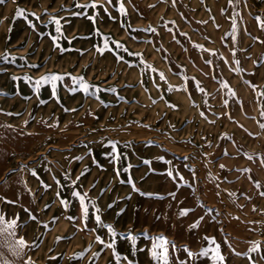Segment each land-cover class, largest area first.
I'll use <instances>...</instances> for the list:
<instances>
[{
    "label": "rangeland",
    "instance_id": "obj_1",
    "mask_svg": "<svg viewBox=\"0 0 264 264\" xmlns=\"http://www.w3.org/2000/svg\"><path fill=\"white\" fill-rule=\"evenodd\" d=\"M258 18L264 0L0 4V216L17 220L27 245L21 257L6 246L0 256L157 264L152 238L163 236L169 264H214V253H199L216 245L223 264H264ZM49 74L64 77L55 95L51 82L35 84ZM9 183L18 189L6 196ZM74 191L86 194V218ZM12 239L3 233L0 244Z\"/></svg>",
    "mask_w": 264,
    "mask_h": 264
},
{
    "label": "snow or ice",
    "instance_id": "obj_2",
    "mask_svg": "<svg viewBox=\"0 0 264 264\" xmlns=\"http://www.w3.org/2000/svg\"><path fill=\"white\" fill-rule=\"evenodd\" d=\"M4 2H5V0H0V4H3ZM229 2L232 3V0H229ZM76 6L80 7V8H96L97 7V5L95 3L86 4V5L77 4ZM119 10L121 13L125 12L123 4H121ZM25 13H26V10H24V9L18 8L16 11L17 16H24ZM31 15H35V14L33 13ZM37 19H39V18L37 17ZM89 19H92L94 21L95 17H89ZM258 22H259L260 27L262 29H264V19L258 18ZM51 23H54L56 25L55 31L57 33H61L62 26H61L60 20L53 17L51 20ZM152 31H154V29H152ZM56 39H57L56 37L53 38L54 43H55ZM105 47H107V38H105ZM116 47L119 48V47H121V45L117 42ZM237 63H238V61H237ZM31 67H38V66L32 65ZM148 67H150V66H148ZM160 78L164 79L163 74H160ZM13 79H16V78L13 77ZM63 79H64V77H62L60 74H49L48 76L41 77V79L39 81H36L35 84H36V87L38 88L40 86V84H42V83L51 82L52 88H53V94L55 95L56 82L62 81ZM72 79H73L74 83H77L82 88L84 93H86V94L89 93V90L92 86L87 84L83 77H72ZM225 87H227V85H225ZM95 91H99V89H95ZM232 95H235V93L233 92ZM261 95H264V94H261ZM261 127L264 128V124H261ZM112 149H113V153H115L116 152L115 143L112 144ZM114 158H118V157L114 156ZM249 159H251V157H249ZM145 163L147 164L150 162L145 161ZM221 167H224V166L221 165ZM125 171H127V169H125ZM33 174L35 175V173H33ZM82 175H83V173H82ZM167 175L172 176V172L169 171L167 173ZM77 179H79V177H77ZM133 187H134V185H133ZM72 195L79 199L82 217L86 218L89 214V206H88V204L85 203L86 194L81 195V193H79L78 191H74L72 193ZM146 195H148V194H146ZM171 195H173V197H174L175 194L172 193ZM261 195H264V193H261ZM61 202H62V204H65V205L67 204V202L64 200H62ZM93 207H95V205H93ZM110 207H111V205H110ZM96 211L98 213L99 209H96ZM187 212H188L187 209L182 210L181 215H186ZM33 219H34V217H33ZM70 219H71V217H70ZM95 219H96V222L98 224L101 223V218L99 215H96ZM16 226H17V220L15 218L12 219L11 221H6L3 216H0V235H2L3 233H7L8 237L13 238L10 242H7L5 244H0V248L6 246L8 248V250L10 251V253L12 254V256L21 257L23 254V250L25 247H27V245H26L23 238H18V239L15 238L16 237V233H15ZM193 227H196V225H193ZM108 230H109V233H113V230H112L110 225L108 226ZM132 239L135 240V237H132ZM99 242L101 244H104L103 240H100ZM168 243L169 242L167 241V239L163 236L152 238L151 255H152L153 259L157 262V264H169L168 248H167ZM210 244H215V240L211 239ZM107 247L114 248V245L108 244ZM258 247H259L258 245L253 244L251 250L252 251H258ZM209 253H214V255L212 257L214 264H223L224 257L219 252V245H216L215 249H212L211 247L205 248L199 253V255L203 256V257H208ZM188 255L191 256L192 253L189 251ZM114 256L116 257L117 261L120 259L119 255L116 254L115 252H114ZM0 264H13V262H9L8 260H5L2 258V256H0Z\"/></svg>",
    "mask_w": 264,
    "mask_h": 264
},
{
    "label": "crops",
    "instance_id": "obj_3",
    "mask_svg": "<svg viewBox=\"0 0 264 264\" xmlns=\"http://www.w3.org/2000/svg\"><path fill=\"white\" fill-rule=\"evenodd\" d=\"M15 184V183H14ZM12 185V187L10 188V186H11V183H9V184H7V186L5 187V188H9L12 192H10V193H7V195L6 196H10L11 194H13L14 193V190H17L18 188H16L15 187V185ZM14 186V187H13ZM4 188V189H5Z\"/></svg>",
    "mask_w": 264,
    "mask_h": 264
}]
</instances>
